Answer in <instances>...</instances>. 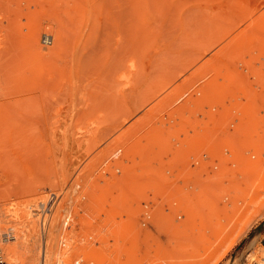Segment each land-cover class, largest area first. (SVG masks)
I'll return each instance as SVG.
<instances>
[{
  "label": "rangeland",
  "instance_id": "obj_1",
  "mask_svg": "<svg viewBox=\"0 0 264 264\" xmlns=\"http://www.w3.org/2000/svg\"><path fill=\"white\" fill-rule=\"evenodd\" d=\"M261 13L264 14V0H0V219H7L11 214L8 217L6 214L12 211L21 215L30 213L38 232L36 264H40L44 254L47 257L48 248L52 264L262 263L264 123L254 131L253 126L240 129L235 117L237 108L240 112L244 110L243 106L251 104L253 97L255 112L264 113ZM252 25L256 28L251 30ZM255 32L261 35L260 40ZM249 34L253 37H248ZM44 35L49 37L46 42ZM256 44L262 49L256 48ZM197 54V61L185 68ZM117 67L123 68L118 71ZM211 75H216V81L213 89L207 91L214 92H209L212 95L206 92L204 96L206 90L201 87H205ZM215 82L222 84H217V88ZM163 85L150 101H142L146 93ZM220 88L225 89L223 94L227 96L220 98L222 94L216 92ZM173 89L176 90L170 94ZM237 96L240 100H234ZM163 98L167 100L162 101ZM195 98L203 100L197 99V103ZM226 98L236 102L235 111V106L229 107L234 103L226 102ZM239 103L244 105L241 107ZM221 105H228L233 112L226 110V114H221ZM168 124L173 129L169 130ZM156 129L168 133L161 142L158 141L161 136L158 140L149 136ZM196 133L203 134L198 137ZM251 134L260 136L256 144L249 138ZM148 138L152 142L155 139L159 147L154 152L149 143L154 153L144 156L140 149L151 150L146 145ZM195 140L202 142L196 141L197 156L205 157L199 148L213 145L220 156L223 152L224 159L228 158L227 163L223 158L221 162L195 158L196 153L188 149L194 147ZM184 142L192 143L184 146L188 154L182 147ZM1 147L7 153H2ZM182 168L183 172H177ZM109 179H114L113 183ZM243 189L247 190L245 196ZM51 193L56 200L45 215L47 224L42 231L40 200L45 203ZM252 196L254 201L248 200ZM238 197L248 200L246 213L239 211L243 207L233 208ZM161 201H166L165 207ZM28 203L29 208L26 206L22 211V205ZM158 204L164 208V222L160 223V218L158 223L164 224L165 232L162 233L160 225L151 224L148 230L154 236L147 230L150 239L144 235L146 231L143 234L141 225L144 216L153 217L156 207L161 209ZM13 206L19 209H10ZM229 212L234 218L231 215L232 220L224 223ZM133 215L138 222L132 219ZM130 221L135 229L127 227L135 231L134 235L131 231L127 234L132 238L127 239L129 236L123 233L122 237L118 235L123 224ZM214 227L220 229L219 233L211 241H204L207 231ZM133 238L139 244L136 245L140 253L136 254L140 257L130 255L133 250L122 249L124 244L128 248L129 243L135 248ZM120 239L126 242L122 244ZM5 245L0 241L4 257L12 261L7 257Z\"/></svg>",
  "mask_w": 264,
  "mask_h": 264
},
{
  "label": "bare ground",
  "instance_id": "obj_2",
  "mask_svg": "<svg viewBox=\"0 0 264 264\" xmlns=\"http://www.w3.org/2000/svg\"><path fill=\"white\" fill-rule=\"evenodd\" d=\"M250 12H252V11H250ZM246 13H247V12H245L244 14H245L246 16H248V14H246ZM249 14H250V13H249ZM261 15H262L261 18H260V16H259V19H260V20H261V19H264V14L261 13ZM257 19H258V18H257ZM257 19H255V20H257ZM242 20H243V19H242ZM260 20H259V21H260ZM253 22H255V21H253ZM256 22H258V20H257ZM260 22H261V21H260ZM258 23H259V22H258ZM251 24H253V23H251ZM251 24H250V26H251ZM259 24H260V27H261V26H262L261 23H259ZM253 25L255 26L256 23H254ZM253 25H252L253 28L251 27V30L254 29V28H256V27H254ZM257 26H258V28H259V25H258V24H257ZM232 27H233V26H232ZM248 27H249V26H248ZM229 29H230V28H229ZM262 29H264V27H262ZM262 29H261V30H262ZM231 30H232V29H231ZM258 30H259V29H258ZM227 31H228V30H227ZM229 32H230V31H228V33H229ZM252 32H254V31H252ZM258 32H259V31H258ZM221 33H222V31H221ZM256 34H257V33L255 32V35H256ZM252 35H254V34L252 33ZM252 35L249 34L248 37H250V36H252ZM258 35H259V34H258ZM258 35H256V36H258ZM240 36H242V35H240ZM260 36H261V35H260ZM260 36H258V37H259V40L261 39ZM43 37H44L43 40H44L45 42H46V41L48 40V38H49L48 35H46L47 38H45V35H44ZM252 37H253V36H252ZM261 37L264 38V35H262ZM237 39H238V38H237ZM242 39H244V37H243ZM246 39L249 40L250 38H247V37H246ZM246 39H245V40H246ZM215 40H216V38H215ZM238 40H239L240 42L243 41V40H242V41L240 40V37H239ZM239 41H238L237 44L235 43V46L239 44ZM250 41H251V40H250ZM260 41H264V39H262V40H260ZM231 42H233V41H231ZM236 42H237V41H236ZM247 42H249V41H246V44H247ZM251 42H253V41H251ZM251 42H250V43H251ZM258 42H259V41H258ZM229 43H230V42H229ZM244 43H245V41H244ZM244 43H243V44H244ZM250 43H248V46H250ZM261 43L264 44V42H261ZM210 44H212V43H210ZM210 44H209V46H210ZM227 44H228V43H227ZM227 44H226V45H227ZM230 44H231V43H230ZM230 44L228 45V46H230L229 48L233 49V48H232V45H230ZM232 44H233V43H232ZM240 44H242V43H240ZM246 44H245V46H247ZM252 44H254V43H252ZM257 44H258V43H257ZM257 44H256V48H260V50H261L262 48H261V47H257ZM226 45H225V47H226ZM254 45H255V44H254ZM254 45H253V46H254ZM259 45H261V44H259ZM242 46H243V45H242ZM248 46H247V47H248ZM253 46H252V47H253ZM233 47H234V46H233ZM237 47H238V46H237ZM254 47H255V46H254ZM206 48H207V47H206ZM223 48H224V47H223ZM223 48H222V49H223ZM227 48H228V47H227ZM242 48H243V47H241V45H240V49H241V50H242ZM250 48H251V46H250ZM243 49H244V48H243ZM251 49H254V48H251ZM250 51H252V50H250ZM249 53H250V52H249ZM257 53H258V52H257ZM257 53H256V54H257ZM200 54H202V53H200ZM200 54H199V55H200ZM259 54H260V53H259ZM259 54H258V55H259ZM258 55H257V57H258ZM260 55H261V54H260ZM253 56H254V55H253ZM198 57H199V56H198V54H197V55L195 56V58H193L192 60H190V61L188 62L189 64L186 65L187 67H186V66H184V67H185V68H188V65H192V64H190V63H191V62L193 63V62L197 61ZM261 57H264V54H262ZM261 59H262V58H261ZM184 65H185V64H184ZM120 68H123V67H117L116 70L118 69V71H119ZM185 68H183V69H185ZM181 69H182V68H181ZM220 70H221V69H220ZM225 70H226V69H225ZM213 71H214V70H213ZM182 72H183V70H182ZM212 73H213V72H212ZM212 73H211V74H212ZM215 73H216V72H215ZM218 73H220V72H218ZM216 74H217V73H216ZM221 74H222V73H221ZM208 76H209V75H208ZM211 76H212V75H211ZM214 76H216V75H214ZM214 76H212L211 78L209 77L210 80H207V82L204 84L205 87H201V86H200L201 88H205V90H206V91H204L205 93H203L204 96H205L206 92H208V93H209V92H210V93L214 92V91H207V89H211V88H212L214 80L216 81V79L214 78ZM218 76H220V75L218 74ZM172 78H173V77H172ZM172 78H171V79H172ZM206 78H207V77H206ZM206 78H205V79H206ZM222 78H223V77H222ZM224 78H225V77H224ZM168 79H169V77H168ZM168 79H167V83L170 84V81H168ZM218 79H219V78L217 77V80H218ZM203 80H204V79H203ZM228 80H229V79H228ZM219 81H220V80H219ZM223 81L225 82L226 80H223ZM163 82H164V81H163ZM217 82H218V81H217ZM225 83H227V82H225ZM160 84H161V83H160ZM165 84H166V83H164V85H165ZM210 84H211V85H210ZM215 84H216V82H215ZM215 84H214V85H215ZM217 84L219 85V84H222V83H217ZM217 84H216V85H217ZM228 84H229V83H228ZM161 85H162V84H161ZM164 85H163L162 87H160L159 89H157V90H151V91L148 92V94L146 93V96L144 97V100H142V101H145V100H147V99L149 100V98H153L152 96L155 95L156 92L160 91V89L162 90V88H164ZM197 85H198V84H195L194 87H197ZM206 85H208V88H207ZM209 85H210V86H209ZM216 85H215V87L218 86V85H217V86H216ZM226 85H227V84H226ZM232 85H233V83H232ZM232 85H231V86H232ZM200 87H199V88H200ZM210 87H211V88H210ZM215 87H214V88H215ZM220 87H221V86H220ZM223 87H224V86H223ZM199 88H198V89H199ZM217 88H219V86H218ZM217 88H215V89H217ZM224 88H225V87H224ZM224 88H222V90H221V88H220L219 90L216 91L217 94H220V93L222 94V95L220 96V98H221V97L223 98V96H227V95H224V94H223V93H224V90L226 89V88H225V89H224ZM155 89H156V88H155ZM176 89H177V87H176ZM176 89H173V90L170 92V94L173 93V91H175ZM193 89H194V88H193ZM212 89H213V88H212ZM212 89H211V90H212ZM229 89H231V88H229ZM199 90H201V89H199ZM202 90H203V89H202ZM195 91H196V90H194V92H195ZM220 91H221V92H220ZM218 92H219V93H218ZM158 93H159V92H158ZM180 93L182 94V92H180ZM198 93H199V92H197V94H198ZM210 93H209V94H210ZM227 93H228V92H227ZM261 93H262V92H261ZM200 94H201V96H202V93H201V92H200ZM217 94H216V95H217ZM238 94H239V93H238ZM258 94H259V93H258ZM262 94H264V93H262ZM156 95H157V93H156ZM156 95H155V96H156ZM178 95H179V93H178ZM178 95H177V96H178ZM192 95H193V94H192ZM192 95H191V96H192ZM210 95H212V94H210ZM213 95H214V93H213ZM236 95H237V92H236ZM239 95H240V94H239ZM172 96L174 97V96H176V95H172ZM185 96H186V95H185ZM191 96H190V97H191ZM199 96H200V95H199ZM218 96H219V95H218ZM233 96H234V95H233ZM240 96H241V95H240ZM165 97H166V96H165ZM167 97H168V96H167ZM167 97H166V98H167ZM180 97H181V96H180ZM183 97H184V96H182V98H183ZM190 97H189V98H190ZM202 97H203V96H202ZM212 97H213V96H212ZM214 97H216V96L214 95ZM237 97H239V96H237ZM241 97H243V96H241ZM257 97H259V96H257ZM166 98H165V99H166ZM170 98H171V97H170ZM182 98H181V99H182ZM231 98H232V97H231ZM231 98H230V99H231ZM234 98H236V97H234ZM243 98H245V97H243ZM253 98L255 99V97H253ZM165 99H164V98H163V100L160 99V101H161V100L164 101ZM171 99H172V98H171ZM171 99H169V101H170ZM183 99H184V98H183ZM190 99H191V98H190ZM190 99H189V100H190ZM197 99H201V98H197ZM197 99L195 98V101H196V102L198 101ZM203 99H204V97H203ZM203 99H201V100H203ZM210 99H211V98H210ZM216 99H217V97H216ZM226 99H227V98H226ZM230 99H229V100L227 99L226 102H233V103H234V101H233V100H230ZM237 99L240 100V97H239V98H236V99H234V100H237ZM251 99H252V98H251ZM254 99H253V100H254ZM166 100H167V99H166ZM204 100H205V99H204ZM212 100H213V99H212ZM218 100H219V98H218ZM224 100H225V99H224ZM242 100H244V99H242ZM246 100H247V99H246ZM248 100H249V99H248ZM248 100H247V102H249ZM253 100L251 101V104H250V102H249V104L246 105V106H248V109H247L246 106H243L245 109L242 110V111H244V112H242V111L240 112V110H239L240 108H237L238 110H236V111H238V112H237L238 114L235 112V117H236V119H237L236 122H237V125L240 127V129H246V128L249 127V126H253L252 129H251V131H254L258 126H260L262 123H264V113H261L262 111L259 112V113H261V114H259L258 112H255L256 107H255V104H254V101H253ZM149 101H150V100H149ZM149 101H148V102H149ZM160 101H159L158 103H160ZM162 101H161V103H162V105H164ZM180 101H181V100H180ZM184 101H185V100H184ZM199 101H200V100H199ZM205 101H206V100H205ZM208 101H210V100L208 99ZM216 101H217V100H216ZM221 101H222V99H221ZM257 101H258V100H257ZM257 101H256V102H257ZM178 102H179V100H178ZM178 102H177V103H178ZM182 102H183V101H182ZM185 102H186V101H185ZM185 102H184L183 104H185ZM193 102H194V101H193ZM200 102H202V101H200ZM200 102H199V103H200ZM206 102H207V101H206ZM210 102H211V101H210ZM259 102H260V105H261V104H262L261 101H259ZM259 102H257V104H258ZM140 103H141V102H140ZM180 103H181V102H180ZM187 103H188V102H187ZM189 103H190V102H189ZM197 103H198V102H197ZM207 103H208V102H207ZM207 103H206V104H207ZM235 103H236V102H235ZM235 103H234V104H230L229 107H231V105H232L231 108L233 109V106H235ZM181 104H182V103H181ZM203 104H204V102H203ZM217 104H218V103H217ZM219 104H220V103H219ZM221 104H222V103H221ZM226 104H228V103H226ZM237 104H238V101H237ZM239 104H240V106H241L242 103H239ZM245 104H246V103H245ZM155 105H157V103H156ZM155 105H154V106H155ZM193 105H194V104H193ZM201 105H202V104H201ZM242 105H244V104H242ZM135 106H137V105L135 104ZM157 106H158V105H157ZM188 106H190V105H188ZM216 106H218V105H216ZM240 106H239V107H240ZM256 106H257V105H256ZM151 107H153V106H151ZM151 107H150V108H151ZM161 107H162V106H160L159 109H160ZM182 107H183V106H182ZM209 107H210V106H209ZM223 107H224V109H223ZM229 107H228V105H227V107H225V105H224V106L221 105V107H220L221 110L219 109V110H220L219 112H222L221 114H223L224 112L227 113L226 110H228L229 113H230V112H231V108H229ZM241 107H242V106H241ZM260 107H261V106H260ZM157 108H158V107H157ZM157 108H156V110H157ZM186 108H187V107H186ZM235 108H236V106L234 107V111H235ZM254 108H255V109H254ZM257 108H259V105H258ZM262 108H264V106H262ZM125 109H127V108H124V111H127V110H128V109H127V110H125ZM148 109H149V108H148ZM152 109H153V108H152ZM154 109H155V108H154ZM159 109H158V110H159ZM165 109H166V108H165ZM167 109H168V107H167ZM216 109H218V107H217ZM260 109H261V108H260ZM260 109H259V110H260ZM161 110H163V109H161ZM119 111L122 112L121 109H120ZM119 111L116 112V113L119 114ZM168 111H169V110H168ZM204 111H205V110H204ZM154 112H155V111H154ZM158 112H159V111H158ZM232 112H233V110H232ZM232 112H231V113H232ZM123 113H124V112H123ZM226 113H224V114H226ZM231 113H230V114H231ZM239 113L241 114V116H240ZM257 113H258V114H257ZM149 114H150V113H149ZM149 114H148V115H149ZM151 114H152V113H151ZM166 114H168V112H167ZM113 115L116 116L115 113H114ZM120 115H121V114H120ZM122 115H123V114H122ZM125 115H127V113H126ZM145 115H146V114H145ZM160 115H161V114H160ZM143 116H144V115H143ZM155 116H156V115H155ZM226 116H227V115H226ZM232 116H233V115H232ZM238 116L241 117V118H239ZM110 117H111V116H110ZM118 117H119V116H117V118H118ZM149 117H150V115H149ZM152 117H153V115H152ZM160 117H161V116H160ZM106 118H108V117H106ZM153 118H155V117H153ZM233 118H234V117H233ZM238 118H239V119H238ZM150 119H151V118H150ZM144 120H146V119H144ZM144 120H143V121H144ZM148 120H149V119H148ZM159 120H160V118H159ZM171 120H172V119H171ZM138 121H139V120H138ZM154 121H156V120H154ZM163 121H166L165 118H164ZM163 121H161V122H163ZM149 122H150V120H149ZM151 122H152V121H151ZM45 123H46V122H45ZM118 123L120 124V121H119ZM134 123H135V122H134ZM163 123H164V122H163ZM165 123H166V122H165ZM146 124H147V123H146ZM174 124H175V123H174ZM174 124H173V125H174ZM150 125H151V123H150ZM153 125H154V124H153ZM161 125H162V124H161ZM168 125H169V124H168ZM131 126H132V125H131ZM146 126H147V125H146ZM158 126H159V125H158ZM262 126H264V125H262ZM50 127H51V126H50ZM52 127H54V126H52ZM143 127H144V126H143ZM152 127H153V126H152ZM155 127H157V126H155ZM155 127H154V129H155ZM159 127H160V126H159ZM162 127H163V126H162ZM164 127H165V126H164ZM171 127H172V125H171ZM147 128H148V127H147ZM157 128H158V127H157ZM168 128H170V125H169ZM176 128H177V127H176ZM176 128H175V129H176ZM258 128H259V127H258ZM54 129H55V128H54ZM132 129H134V128H132ZM158 129H159V128H158ZM158 129L155 130V133H157L156 135L160 134V132H161L162 134L156 136L155 133L152 131L153 134H152V132H151L150 135H149V134H148V135H149V136H152V139H153V137H154V138H155V137H156V138L159 137V139H160V136H161L162 139L158 140V138H157V140L161 142L162 140H164V137H166L165 135H168V133L166 134L167 131H166V132H165V131L157 132V131L160 130V129H159V130H158ZM161 129H162V128H161ZM171 129H173V128H170L169 130H171ZM177 129H179V128H177ZM183 129H184V126H183ZM141 130H142V128H141ZM143 130H144V129H143ZM143 130H142V131H143ZM145 130H146V129H145ZM149 130H150V129H149ZM163 130H166V129L163 128ZM169 130H168V132H169ZM136 131H137V130H136ZM150 131H151V130H150ZM179 131H180V130H179ZM54 132H55V131H54ZM56 132H59V131H56ZM91 132H92V131H91ZM113 132H114V131H113ZM126 132H127V130H126ZM137 132H138V131H137ZM164 132H165V133H164ZM173 132H174V130H173ZM50 133H51V132H50ZM139 133H140V132H139ZM189 133H190V132H189ZM51 134H52V133H51ZM57 134H58V133H57ZM74 134H75V133H74ZM74 134L72 133L73 136H75ZM77 134H78V133H77ZM79 134H80V133H79ZM82 134H83V133H82ZM140 134H141V133H140ZM164 134H165V135H164ZM169 134H170V133H169ZM176 134H177V133H176ZM196 134H197V133H196ZM201 134H203V133H199V134H197V136L200 137ZM248 134H249V133H248ZM248 134H247V135H248ZM261 134L264 135V133H261ZM69 135H70V134H69ZM85 135H86V134H85ZM85 135H84V136H85ZM102 135H103V134H102ZM124 135H125V134H124ZM128 135H129V134H128ZM130 135H132V132H131ZM137 135H138V133H137ZM145 135H146V134H145ZM145 135H143V136H145ZM173 135H174V133H173ZM55 136H56V135H55ZM59 136H60V134H59ZM59 136H58V137H59ZM140 136H141V135H140ZM171 136H172V135H171ZM176 136H177V135H176ZM253 136H256V137H253ZM253 136H252V134H251L249 138H250V139L252 138V139L254 140L255 144H256V142H257L256 140H258L260 136L257 135V134H256V135H253ZM86 137H87V136H86ZM93 137H94V136H93ZM93 137H92V139H93ZM96 137H97V136H96ZM134 137H135V136H134ZM137 137H138V136H137ZM137 137H136V139H137ZM174 137H175V136H174ZM222 137H223V136H222ZM47 138H48V137H47ZM51 138H52V137H51ZM73 138H74V137H73ZM124 138H125V137H124ZM126 138H127V137H126ZM126 138H125V139H126ZM150 138H151V137H150ZM150 138L147 139L149 142H148V143L146 142V145H147V147H148L149 149L151 148V146H152V147L154 146V147H153V148H154V152H156L155 147H159V146H158V145H155V139H154V142H152V141L149 140ZM76 139H77V138H76ZM81 139H82V138H81ZM83 139H84V138H83ZM128 139H129V138H128ZM138 139H140V138H138ZM138 139H137V140H138ZM143 139H144V138H143ZM143 139H142V140H143ZM166 139H168V138H165V140H166ZM199 139H201V138H199ZM55 140H56V139L54 138V141H55ZM57 140H58V139H57ZM77 140H78V139H77ZM90 140H91V139H90ZM117 140H118V139H117ZM120 140H121V139H120ZM120 140H119V141H120ZM132 140H133V139H132ZM168 140H169V139H168ZM173 140H175V139H173ZM36 141H37V140H36ZM78 141H79V140H78ZM93 141H94V140H93ZM93 141H91V142H93ZM104 141H105V140H104ZM114 141H116V140H114ZM127 141H128V140H127ZM129 141H130V140H129ZM134 141H135V140H134ZM144 141H145V139H144ZM144 141H143V142H144ZM171 141H172V140H171ZM181 141H182V140H181ZM181 141H180V142H181ZM183 141H184V140H183ZM196 141H197V140H195V142H192V143H195V144H194V147H195V148L192 147L193 145H192V143H190V142H188L189 145H186L185 142H184L185 145L182 143V147H183V149H184V146L187 147V146H191V145H192L191 147H188V149L191 148L192 151H191V149H189L190 151H189V150H188V151H189L190 153L192 152L193 154L196 153V154H195L196 156L194 155L195 158L197 157V159H203V160L208 161V162H211V160H212V162H213V159H214V161H215V160H216V161H220V160H222V158H223V159L225 158V157H224L225 155H223V152H222V156H220L221 154H220V152H219V149L216 148V146H215V148H216L217 150H216V149L214 150L213 145L208 146V144H206V145L208 146V148H207V147L204 148L203 146H201V147H203V148H199V149H201L202 152L205 154V157H204V156H203V157L201 156V155H203V154H201V155L199 154L200 156H197V151H195V150H198V146L196 145ZM200 141H201V140H199V142H200ZM202 141H203V140H202ZM205 141H208V140H205ZM224 141H225V140H224ZM260 141H261V140H260ZM38 142H39V141H38ZM52 142H53V140H52ZM55 142H56V141H55ZM74 142H75V141H74ZM82 142H83V141H82ZM135 142H136V141H135ZM156 142H157V141H156ZM160 142L158 143L159 145H160ZM197 142H198V141H197ZM199 142H198V143H199ZM225 142H226V144H227L228 141H225ZM225 142H224V143H225ZM79 143H80V142H79ZM111 143H112V142H111ZM114 143H115V142H114ZM121 143H122V142H121ZM136 143H137V142H136ZM140 143H141V142H140ZM149 143H151V146H150V147L148 146ZM172 143H173V142H172ZM186 143H187V142H186ZM200 143H202V142H200ZM91 144H94V143H91ZM105 144H106V143H105ZM123 144H124V143H123ZM210 144H211V143H210ZM226 144H225V145H226ZM257 144H258V143H257ZM77 145H78V144H77ZM79 145H80V144H79ZM114 145H116V144H114ZM125 145H126V144H125ZM131 145H132V144H131ZM146 145H145V146H146ZM38 146H39V145H38ZM53 146H54V145H53ZM98 146H99V145H98ZM109 146H110V145H109ZM142 146H144V144H143ZM219 146H220V145H219ZM226 146H227V145H226ZM35 147H36V146H35ZM35 147H34V148H35ZM57 147H58V146H57ZM100 147H101V146H100ZM106 147H107V146H106ZM112 147H113V146H112ZM116 147H117V146H116ZM137 147H138V146H137ZM186 147H185L184 151L186 150L185 152H187L186 154H188V151H187ZM209 147H210V148H209ZM217 147H218V146H217ZM220 147H221V146H220ZM1 148H2V147H1ZM40 148H41V147H40ZM90 148H91V147H90ZM107 148H108V147H107ZM109 148H111V147H109ZM118 148H119V147H118ZM122 148H123V147H122ZM132 148H133V147H132ZM140 148H141V146H140ZM224 148L226 149L227 147L224 146ZM2 149L4 150V151L1 150L2 153H7V150L5 151L4 147H3ZM100 149H101V148H100ZM102 149H103V148H102ZM113 149H114V148H113ZM130 149H131V148H130ZM138 149H139V148H137V150H138ZM156 149H157V148H156ZM227 149H228V148H227ZM34 150H35V149H34ZM109 150H110V149H109ZM115 150H116V149H115ZM133 150H134V149H133ZM137 150L135 149V150H134V153L137 152V153L140 154V151L138 152ZM140 150H142V151H141V152L143 153L142 155L147 154V153L150 155V154L153 152V149H152V148H151V150H149V151H148V149H147V151H146V149H145L146 152L143 151L144 149H140ZM220 150H221V149H220ZM57 151H58V150H57ZM95 151H96V149H95ZM98 151H99V150H98ZM112 151H114V150H112ZM221 151H222V150H221ZM223 151H224V150H223ZM22 152H23V151H22ZM25 152H27V150H26ZM62 152H63V151H62ZM87 152H88V151H87ZM91 152H92V151H91ZM110 152H111V151H110ZM129 152H130V151L128 150V153H129ZM131 152H132V151H131ZM150 152H151V153H150ZM154 152H153V153H154ZM200 152H201V151H200ZM85 153H86V152H85ZM98 153H99V152H98ZM120 153H122V152L120 151ZM190 153H189V155H191ZM231 153H232V152H231ZM38 154H39V153H38ZM44 154H46V153H44ZM82 154H83V153H82ZM82 154H81V155H82ZM89 154H90V153H89ZM94 154H95V152H94ZM99 154H101V153H99ZM129 154H131V153H129ZM139 154H137V155H139ZM148 154H147V155H148ZM193 154H192V155H193ZM5 155H6V154H5ZM23 155H24V154H23ZM52 155H53V154H52ZM52 155H51V156H52ZM78 155H79V154H78ZM85 155H86V154H85ZM117 155H118V154H117ZM228 155H229V154H228ZM3 156H4V155H3ZM6 156H7V155H6ZM27 156H28V155H27ZM46 156H47V155H46ZM79 156H80V155H79ZM88 156H89V155H88ZM108 156H109V155H108ZM128 156H129V155H128ZM132 156H133V155H132ZM144 156H145V155H144ZM62 157H63V156H62ZM77 157H78V156H77ZM89 157H90V156H89ZM118 157H119V156H118ZM129 157H130V156H129ZM192 157H193V156H192ZM216 157L218 158V160H217ZM230 157H231V155H230ZM26 158H27V157H26ZM79 158H80V157H79ZM95 158H97V157H95ZM95 158H94V159H95ZM106 158H107V157H106ZM138 158H140V156H139ZM215 158H216V159H215ZM231 158H232V157H231ZM50 159H51V158H50ZM50 159H49V160H50ZM67 159H68V158H67ZM100 159H101V158H100ZM107 159H108V158H107ZM109 159H110V158H109ZM125 159H126V158H125ZM132 159H134V158H132ZM136 159H137V158H136ZM229 159H230V158H229ZM62 160H63V159H62ZM112 160H113V158H112ZM112 160H111V161H112ZM227 160H228V158H227V159H224V161H226V163H227ZM70 161H71V159H70ZM72 161H73V160H72ZM75 161H77V160H75ZM78 161H79V160H78ZM94 161H95V160H94ZM119 161H120V160H119ZM143 161H144V160H143ZM143 161H142V162H143ZM224 161H222V163H223ZM90 162H91V161H90ZM92 162H93V161H92ZM107 162H108V161H107ZM132 162L134 163V161H132ZM136 162H137V161H136ZM220 162H221V161H220ZM69 163H70V162H69ZM73 163L75 164L74 161H73ZM118 163H120V162H118ZM121 163H122V162H121ZM71 164H72V163H71ZM84 164H85L86 166L88 165V163H87V164L84 163ZM102 164H103V163H102ZM130 164H131V166L133 165L132 163H130ZM65 165H67V164H65ZM98 165H99V164H98ZM67 166H68V165H67ZM100 166H101V165H100ZM100 166H99V167H100ZM119 166H120V165H119ZM127 166H128V165H127ZM65 167H66V166H65ZM73 167H74V166H73ZM76 167H77V166H76ZM92 167H93V166H92ZM122 167H123V164H122ZM184 167H185V166H184ZM62 168H63V167H62ZM120 168H121V167H120ZM132 168L135 169V167H133V166H132ZM132 168H131V169H132ZM185 168H186V167H185ZM185 168H184V169H185ZM189 168H190V167H189ZM189 168H187L186 170H188ZM108 169H109V168H108ZM128 169H129V167H128ZM134 169H133V170H134ZM113 170H114V169H113ZM125 170L128 171L127 169H125ZM133 170H132V171H133ZM175 170H176V169H175ZM95 171H96V170H95ZM107 171H108V170H107ZM121 171H123V170H121ZM179 171H180V172H179ZM79 172H80V171H79ZM85 172H86V171H85ZM128 172H129V171H128ZM177 172H179V173L183 172V168H182V171H181L180 169H177ZM107 173H108V172H107ZM113 173H114V172H113ZM121 174H122V173H121ZM177 174H178V173H177ZM93 175H94V174H93ZM123 175H124V174H123ZM85 176H86V175H85ZM87 176H88V175H87ZM91 176H92V175H91ZM106 176H107V175H106ZM111 176H112V174H111ZM113 176H114V175H113ZM109 177H110V176H107V178H109ZM76 178H77V177H75V179H76ZM107 178H106V179H107ZM117 178H118V177H117ZM81 179H82V178H81ZM109 180H110V179H109ZM113 180H114V179H113ZM113 180H112V181L110 180V182L113 183ZM118 180H119V179H118ZM74 181H75V180H74ZM107 181H108V180H107ZM250 181H252V180H250ZM253 181H254V180H253ZM104 182H105V178H104ZM76 183H77V182H76ZM108 183H109V182H106L107 185H110V183H109V184H108ZM251 183L254 184V182H251ZM101 184H102V183H101ZM114 184H115V183H114ZM135 184H136V183H135ZM112 185H113V184H112ZM118 186H119V185H118ZM137 186H138V185H137ZM251 186H252V185H251ZM251 186H250V187H251ZM99 187H100V186H99ZM114 187H116V186H114ZM127 187H128V185H127ZM96 188H97V187H95V189H96ZM118 188H119V187H118ZM98 189H99V188H98ZM100 189H101V188H100ZM110 189H111V188H110ZM42 190H43V189H42ZM103 190H104V189H103ZM111 190H112V189H111ZM98 191H99V190H98ZM116 191H117V190H116ZM133 191H134V190H133ZM133 191H132V192H133ZM135 191H136V190H135ZM246 191H247L246 189H243V196H245L244 194H246V193H245ZM249 191H250V189H249ZM109 192H110V191H109ZM111 192H112V191H111ZM123 192H124V191H123ZM150 192H151V191H150ZM155 192H156V190H155ZM162 192H163V191H161L160 194H161ZM102 193L107 194L106 192H103V191H102ZM114 193H115V192H114ZM129 193H130V192H129ZM136 193H137V191H136ZM152 193H153V192H152ZM157 193H158V192H157ZM157 193H155V194H157ZM252 193H253V192H252ZM123 194H124V193H123ZM123 194H122V195H123ZM125 194H126V196H128L126 191H125ZM125 194H124V195H125ZM141 194L143 195L142 192H141ZM250 194H251V193H250ZM51 195H52V194H50L49 198L45 201V203H44V201L40 200V204L42 205V209H41V213H42V217H41V228H42V231L45 229V226H46V224H47V222H46L47 220L45 221V215L48 214V213L50 212L51 207H52V205H53V204L51 205L50 202H49V199H51ZM53 195H55V194L53 193ZM90 195H91V194H90ZM135 195H136V194H135ZM92 196H94V195H92ZM92 196H91V197H92ZM105 196H106V195H104V197H105ZM130 196H131V195H130ZM150 196H151V195H150ZM152 196H154V194H153ZM157 196H158V195H157ZM164 196H166V195L163 193V197H164ZM98 197H99V196H98ZM106 197H107V196H106ZM120 197H121V196H120ZM158 197H159V196H158ZM161 197H162V196H161ZM53 198H54V197H53ZM150 198H151V197H150ZM155 198H156V197H155ZM155 198H154V199H155ZM159 198H160V197H159ZM159 198H158V199H159ZM165 198H166V197H165ZM240 198H241V197H238V198H236V199L234 200L233 208H242V207H243V208L240 209L239 211H241L242 213H244V212L246 213V211H247L246 208H248V205H250V204H248V200H253V196L250 197L248 200H245V199H244L245 197L242 198V199H244V200H240ZM251 198H252V199H251ZM98 199H99V198H98ZM124 199H125V198H124ZM246 199H247V198H246ZM55 200H56V199H55ZM90 200H91V199H90ZM101 200H102V199H101ZM115 200H116V199H115ZM126 200H127V199H126ZM129 200L131 201V199H128V201H129ZM151 200H153V198H152ZM239 200H240V202H239ZM92 201H94V200L92 199ZM98 201H99V200H98ZM109 201H110V200H109ZM132 201H134V199H132ZM156 201H157V200H156ZM253 201H254V200H253ZM253 201H249V203H250V202H253ZM87 202H88V201H87ZM101 202H102V201H101ZM103 202H105V200H104ZM112 202H113V200H112ZM117 202H119V201H117ZM165 202H166V201H164V202L161 201V205H163V203H164V206H163V207H165ZM20 203H24V202H21V201H20ZM30 203H31V202H30ZM92 203H93V202H92ZM99 203H100V202H99ZM106 203H107V202H106ZM134 203H135V202H134ZM176 203L178 204V202H176ZM28 204H29V203H28ZM28 204H24V205L19 204V205H22V207H21V208H22V211H23V208H25L26 206H27V207L30 206V204H29V205H28ZM88 204H89V203H88ZM104 204H105V203H104ZM114 204H115V203H114ZM114 204H111V205L115 206ZM130 204H132V203L130 202ZM152 204L154 205V203H152ZM177 204H175V205H177ZM247 204H248V205H247ZM19 205H18V206H19ZM37 205L39 206V204H37ZM86 205H87V204H86ZM89 205H90V204H89ZM94 205H97V204H94ZM98 205H99V204H98ZM120 205H121V204H120ZM122 205H123V204H122ZM137 205H138V204H137ZM158 205H160V204H158ZM161 205H160V208L163 210V212H162L161 209H160V210L158 209V208H159V206H158V207H156V208H157L159 211L155 208V209H156V210H155L156 213H154L155 211L153 212V213H154V214H153L154 216L152 215L153 217L150 216V218H148V217L144 216V218H143V219H144V223H142V225H141V228L144 227V230H143V228H142V230H143V234H144V231H146L144 235H147V234L150 233V230H148V227L151 226V224H152V225L155 224L154 226H156V224H157L158 226L160 225V226H161V229H162V230H161L162 233L165 232L164 224L161 225V224L158 223V219H159V222H160V220L162 219L160 223H163V222H164V221H163V219H164V217H163V216H164V215H163V214H164V208L161 207ZM38 206H37V207H38ZM91 206H92V205H91ZM130 206H131V205H130ZM27 207H26V208H27ZM95 207H96V206H95ZM97 207H98V206H97ZM97 207H96V208H97ZM123 207H124V206H123ZM11 208H13V209L15 210V209H17L18 207L16 208V206H13V207H10V209H11ZM19 208H20V206H19ZM19 208H18V209H19ZM28 208H29V207H28ZM30 208H31V207H30ZM113 208H114V207H113ZM136 208H137V206H136ZM103 209H104V208H103ZM114 209H115V208H114ZM142 209H143V207H142ZM26 210L28 211V209H26ZM26 210H25V211H26ZM32 210H34V209H32ZM32 210H30V211H32ZM87 210H88V209H86V212L89 211V210H88V211H87ZM104 210H105V209H104ZM104 210H103V211H104ZM125 210H126V208H125ZM129 210H130V209H129ZM140 210H141V209H140ZM140 210H139V211H140ZM153 210H154V209H153ZM153 210H151V212H152ZM111 211H113V210H111ZM122 211H123V210H122ZM137 211H138V210H137ZM142 211H143V210H142ZM157 211H158V213L161 211V213L158 214ZM239 211H237L238 214H240ZM32 212H33V211H32ZM126 212H127V210H126ZM130 212H131V214L133 213L131 210H130ZM134 212L136 213L135 210H134ZM230 212H231V211H230ZM230 212L227 214L226 218L224 219V221H223L224 223L227 222L228 220H232L231 215H232L233 213H230ZM19 213H20V212H19ZM19 213H18V212H13V211H12L11 213H7V214H6V217H8V215L10 216V214H11L10 217H8L7 219H4V218H3V219H0V236H1L0 241H1L3 244H4V243L6 244V245H5V249H6V254L8 255L7 257H9V259L11 258V260H12L11 262H13L14 264H16V263H17V264H36L37 261H35V260H36L35 242H36L37 239H38V232H37V229L35 228L36 226H35V223H34V219L31 218V215H30L29 212H24L22 215L19 214ZM33 213H34V212H33ZM89 213H91V210H90ZM89 213H88L87 216H90ZM135 213H134V214H135ZM235 213H236V212H235ZM39 214H40V213H39ZM86 214H87V213H86ZM139 214H140V213H139ZM139 214H138L137 216H139ZM155 214H156V215H155ZM157 214L159 215L158 218H157V216H158ZM238 214H237V216H238ZM117 215H119V214H117ZM122 215H124V214H122ZM128 215H129V213H128ZM135 215H136V214H135ZM135 215H133L132 219L135 218ZM140 215H141V214H140ZM160 215H162V216H160ZM84 216H85V215H84ZM110 216H111V215H110ZM110 216H109V217H110ZM125 216H126V215H125ZM137 216H136V217H137ZM237 216H236V214H235V217H237ZM242 216H243V215H242ZM128 217H129V216H128ZM130 217H131V216H130ZM232 217H233V215H232ZM88 218H90V217H88ZM111 218L113 219L112 216H111ZM151 218H153V219H151ZM160 218H161V219H160ZM233 218H234V217H233ZM239 218H240V217H239ZM85 219H86V218H85ZM132 219H131V220H132ZM135 219H136L137 222H138V218H135ZM135 219H133V220H135ZM140 219H142V218L140 217ZM154 219H155V221H157L156 223H153V222H154V221H153ZM110 220H111V219H110ZM117 220H118V219H117ZM113 221H114V220H113ZM150 221H151V222H150ZM134 222H135V221H134ZM137 222H136V223H137ZM141 222H142V221H141ZM149 222H150V225H149ZM223 222H222V225H223ZM115 223H116V222H115ZM111 224H112V223H111ZM111 224H110V225H111ZM122 224H123V223H122ZM137 224H138V223H137ZM123 225H124V227H127V225H128L129 228H130V226H132V227L134 226V225L131 223V221H130V223H126V222H125V224H123ZM125 225H126V226H125ZM139 225H140V223H139ZM121 226H122V225H121ZM124 227H121L122 229L120 228V231H122V232L118 231V232L120 233V234L118 233V235L121 236V234L123 233L124 236H125V234H126V236H127V235H128V234H127V233H128L127 231H131V230H132V227H131V230H130L128 227H127V228H124ZM123 228H124V229H123ZM157 228H159V227H157ZM79 229H80V228H79ZM114 229H115V228H114ZM114 229H113V231H114ZM125 229H127V230H125ZM133 229H135V228L133 227ZM142 230H140V231H142ZM147 230L149 231V233H148ZM158 230H159V229H158ZM77 231H78V229H77ZM109 231H110V230H109ZM134 231H135V230L131 231V235H134ZM219 231H220L219 228H216V227H214V228H210L209 231H207V233H206L207 235H205V238H204L205 240H204V241H207V242L211 241V238H212V237H215V236L219 233ZM124 232H125V233H124ZM132 232H133V234H132ZM156 232H157V231H156ZM4 233H7V234H6V236L8 237L7 242H5V240L2 239V235H3ZM110 233H111V232H110ZM112 233H113V232H112ZM116 233H117V230H116ZM116 233H115V234H116ZM123 234H122V235H123ZM155 234H156V233H155ZM116 235H117V234H116ZM116 235H115V236H116ZM131 235H130V236L128 235L129 238L127 237V239H131V238H132ZM144 235H142V236H144ZM149 235L152 236L153 233H150ZM149 235H147V236L149 237ZM126 236H125V237H126ZM153 236H154V235H153ZM153 236H152V237H153ZM155 236H156L157 238H159L158 235H155ZM159 236H160V235H159ZM116 237H117V236H116ZM121 237H122V236H121ZM123 238H124V237H123ZM149 238H150V237H149ZM157 238H156V239H157ZM224 238H225V237H224ZM150 239H152V238H150ZM207 239H208V240H207ZM109 240H110V239H109ZM3 241H4V242H3ZM121 241H123V239H120V242H121ZM132 241L135 242V241H136L135 238H133ZM138 241H139V240H138ZM158 241H159V240H158ZM124 242H126V241H123L122 244H124ZM128 242H131V241L128 240ZM140 242H141V241H140ZM143 242L145 243V241H143ZM143 242H142V245L144 244ZM152 242H153V241H152ZM112 243H113V242H112ZM131 243H132V242H131ZM203 243H204V242H203ZM205 243H206V242H205ZM115 244H116V243H115ZM129 244H130V243H129ZM129 244H128V248L126 247L127 244L122 245V246H123L122 249H123L124 251H125V250L127 251L128 249L131 250V251L133 250L134 253H133V254L130 253V255H133V257H135V254H136L137 252H139V250H140V249L138 250V248H139V247H138L139 244L137 243V241H136L135 244L133 243V245L135 246V248L137 247L136 251H134L135 248L131 247V245H129ZM136 244H137L138 246H137ZM107 245H109V244H107ZM119 245H120V244H119ZM144 245H145V244H144ZM146 245H147V242H146ZM110 246H111V243H110ZM115 247H116V245H115ZM115 247H114V248H115ZM120 247H121V246H120ZM142 247H143V246H142ZM0 248H1V247H0ZM132 248H133V249H132ZM145 248H146V247H145ZM115 249H116V248H115ZM141 249H142V248H141ZM1 250H2V249H1ZM137 250H138V251H137ZM143 250H144V249H143ZM115 251H116V250H115ZM131 251H130V252H131ZM1 252H2V254H3V251H1ZM116 252H118V251H116ZM116 252H115V253H116ZM113 253H114V251H113ZM119 253H120V252H119ZM139 253H140V252H139ZM141 253H144V252H141ZM108 254H109V253H108ZM120 254H121V253H120ZM127 254H128V253H126V255H127ZM126 255H125V256H126ZM136 255H137V257L139 256L138 254H136ZM3 256H4V254H3ZM42 256H43V254H42ZM115 256H116V255H115ZM115 256H114V257H115ZM118 256H119V254H118ZM140 256H141V255H140ZM140 256H139V257H140ZM127 257H128V255H127ZM127 257H126V258H127ZM129 257H130V256H129ZM4 258H5V257H4ZM41 258H42V259L40 260V264H52V263L50 262L51 257H50V250H49V248H48V250H47V257H46L45 254H44V256L41 257ZM46 258H47V259H46ZM116 258H117V257H116ZM135 258H136V257H135ZM5 259H6V258H5ZM120 259H121V258H120ZM6 260H7V259H6ZM130 260H131V259H130ZM134 260H135V259H134ZM8 261H10V260H8ZM122 262H123V261H122ZM128 262H129V261H128ZM37 263H38V262H37ZM187 264H188V263H187ZM190 264H193V263H190Z\"/></svg>",
  "mask_w": 264,
  "mask_h": 264
},
{
  "label": "built area",
  "instance_id": "obj_3",
  "mask_svg": "<svg viewBox=\"0 0 264 264\" xmlns=\"http://www.w3.org/2000/svg\"><path fill=\"white\" fill-rule=\"evenodd\" d=\"M51 194H52V195H51V199H49V202H50V204L52 205V204L55 203V197H54L53 193H51ZM53 197H54V198H53ZM6 234H7V233H4V234L2 235V239H3V240H7V239H8V237L6 236ZM1 251H2V250H1V248H0V264H14L13 262L6 260V259L4 258V256H3V254H2ZM261 264H264V260H262V263H261Z\"/></svg>",
  "mask_w": 264,
  "mask_h": 264
}]
</instances>
